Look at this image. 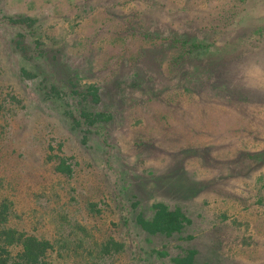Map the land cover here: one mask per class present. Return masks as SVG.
<instances>
[{"label":"rangeland","instance_id":"rangeland-1","mask_svg":"<svg viewBox=\"0 0 264 264\" xmlns=\"http://www.w3.org/2000/svg\"><path fill=\"white\" fill-rule=\"evenodd\" d=\"M20 15L39 21L11 25ZM213 20L209 40L225 49L208 58L214 67L202 54L176 64L174 31L197 36ZM21 32L51 34L79 87L100 88L94 103L109 118L76 130L60 122L63 107H47L3 131L14 153L4 155L0 200L13 201L20 229L54 240V264H174L189 247L201 264H264V0H0L8 84ZM53 153L69 158L71 177L44 165ZM158 202L191 218L183 239L142 231L136 215ZM111 239L128 251L100 255Z\"/></svg>","mask_w":264,"mask_h":264},{"label":"trees","instance_id":"trees-1","mask_svg":"<svg viewBox=\"0 0 264 264\" xmlns=\"http://www.w3.org/2000/svg\"><path fill=\"white\" fill-rule=\"evenodd\" d=\"M245 1L241 0V3L244 5ZM235 9L226 10L221 16L222 20L229 23L234 22ZM38 21L37 18L20 15L18 18L12 19L10 23L13 22L11 25L14 27L26 29L25 25L32 27ZM200 27L202 28L199 30L194 27L197 36L193 35V30L189 26L174 31L172 37L168 39L169 42L166 45L171 46V49L175 48L177 52L174 55L176 64H184L195 55L202 54L207 66L211 69L214 67L208 58L213 53L225 50L209 40L214 33H217L219 24H215L213 20ZM40 30H42L41 26ZM259 31L260 28H256L254 33ZM17 37L16 40L11 41L9 46L11 52L17 53L21 59L20 66L12 70L13 78L17 79V82L8 84L6 72L0 65V128L3 127L0 131V171L4 163V155L14 153L13 150H11L13 152H6L8 146L1 138L3 131L8 127V132H10L12 122L19 116L33 121L38 109L46 111L48 107L56 112L59 107H63L62 110H58L60 122L65 124L64 120L68 116L70 117L69 123L76 130L106 121V118L109 119L105 117L106 112L99 109L94 103L102 101L100 88L95 84H91L87 88L79 87L78 73L75 74L66 67L61 58L60 49L50 46L56 42L50 39L51 34L43 33L42 37L34 40L29 32H21ZM245 40L246 38L239 39L238 45H243ZM58 46H61V43ZM30 83L32 86L29 85ZM24 91L30 92V96H27ZM71 96H73L71 98L73 104L70 106V102L66 99ZM76 97H82V99L77 100ZM48 148H52V144L49 143ZM44 165H51V173L56 175L64 173L71 177L73 171L69 158L58 153L49 155ZM0 180H9V175L0 174ZM15 209L13 201L9 198L0 200V264H54V260L51 259L55 250L54 240L40 237L34 231L20 229L16 220L13 221L17 216ZM135 220L148 237L153 235L173 241L175 237L176 240L183 239V234L186 233L189 224L187 222L191 218H187L180 209L173 208L165 202H158L153 207L146 208V211L139 212ZM196 238L197 236H186L189 241ZM11 248L17 249L18 253L13 254ZM104 248L100 251V255L101 253L104 255L106 252L111 256L113 252L128 251L124 244L117 242L116 239H111ZM201 257L202 254L197 247H189L181 249V252L173 256L172 259L174 264H201L199 263ZM166 264H171V262Z\"/></svg>","mask_w":264,"mask_h":264}]
</instances>
